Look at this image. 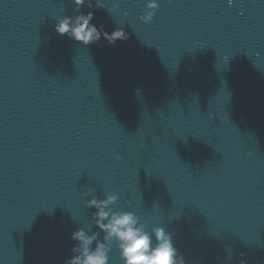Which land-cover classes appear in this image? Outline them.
I'll return each mask as SVG.
<instances>
[{
    "label": "water",
    "instance_id": "obj_1",
    "mask_svg": "<svg viewBox=\"0 0 264 264\" xmlns=\"http://www.w3.org/2000/svg\"><path fill=\"white\" fill-rule=\"evenodd\" d=\"M116 2L93 23L128 39L85 47L53 30L68 0H0V264H64L85 185L187 264H264V0Z\"/></svg>",
    "mask_w": 264,
    "mask_h": 264
},
{
    "label": "clouds",
    "instance_id": "obj_2",
    "mask_svg": "<svg viewBox=\"0 0 264 264\" xmlns=\"http://www.w3.org/2000/svg\"><path fill=\"white\" fill-rule=\"evenodd\" d=\"M141 3L143 7L138 19L150 24L160 8V0H141ZM233 3L234 0H228L229 6ZM68 5L74 6L72 12L60 15L52 25L58 35L67 36L85 47L101 40L113 45L128 39V33L122 27L108 32L103 24L93 23L95 13L92 9L107 7L113 16L120 9L116 0L110 8L105 0H68ZM121 15L127 17L129 13L124 11ZM116 159L119 161L122 157L117 155ZM79 195L83 206L93 211L88 216L87 227L79 226L71 232L69 239L73 243L64 264H111L114 250L120 264H187L174 244L173 232L163 222L153 223L151 218L134 211L131 197L124 200L123 207H116L121 199L116 191H106L101 198L96 187L85 185ZM171 219L170 216L169 222ZM225 253L222 264H233L234 259L236 264H248L244 252L237 258L229 247Z\"/></svg>",
    "mask_w": 264,
    "mask_h": 264
}]
</instances>
